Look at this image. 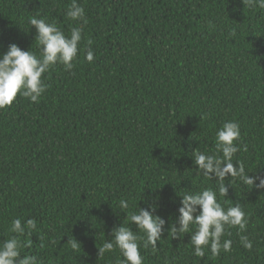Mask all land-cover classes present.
I'll return each mask as SVG.
<instances>
[{
	"label": "trees",
	"instance_id": "1",
	"mask_svg": "<svg viewBox=\"0 0 264 264\" xmlns=\"http://www.w3.org/2000/svg\"><path fill=\"white\" fill-rule=\"evenodd\" d=\"M77 2L86 24L66 16L72 0H0V54L16 44L40 56L33 17L65 35L83 26L72 71L57 64L42 76L49 87L39 103L18 95L0 109V243L15 235L14 219H33L37 230L18 237L21 256L118 264V248L102 257L98 248L122 223L143 235L126 213L154 206L167 228L183 194L211 188L225 208L239 203L249 221L245 232L230 228L222 237L232 250L214 257L206 248L200 258L190 233L173 239L165 231L155 250L141 247L143 264H264V189L237 181L222 197L192 157L212 154L216 132L235 121L242 150L234 166L264 178V9L242 0ZM241 235L253 242L250 251Z\"/></svg>",
	"mask_w": 264,
	"mask_h": 264
},
{
	"label": "clouds",
	"instance_id": "2",
	"mask_svg": "<svg viewBox=\"0 0 264 264\" xmlns=\"http://www.w3.org/2000/svg\"><path fill=\"white\" fill-rule=\"evenodd\" d=\"M242 3L249 9L255 7L264 9V0H242ZM66 16L72 21L87 23L84 7L77 0H72ZM30 24L36 29L35 40L41 47L40 56L30 50H22L16 44H10L7 51L0 54V109L11 106L18 95L28 98L32 103H39L49 87L42 76L57 64L62 65L64 70L69 72L75 66L74 61L80 50L83 26L73 27L70 35H65L54 22H47L43 18L33 17ZM230 35L235 36V30H232ZM88 43L90 45L91 41ZM85 59L89 63L94 61L91 48L86 51ZM240 140L239 124L235 121H227L216 132L215 151L212 154L199 151L192 153L197 170L209 180L215 177L218 192L222 197H227L229 187L237 181L251 188L264 189V178L249 176L244 164L239 161L234 166L233 157L242 150L238 143ZM243 151H247L246 145ZM257 180H259L258 184ZM181 197L178 220L167 228L165 219L153 214L156 211L154 206H150L151 210L139 207L136 212L126 213V222L134 224L143 235H138L122 223V226L112 230L113 239L105 240L98 248V256L102 257L105 252L118 248L124 257L123 260L118 261V264H143L141 247L146 249L151 246L155 250L157 241H160L167 231L173 239L183 238L186 233H190V244L193 246L195 256L203 258L207 248L215 257L219 256L221 251L232 250V241L222 239L228 229L238 228L241 233L247 230L249 221L241 205L236 203L225 208L218 202L217 192L213 189L205 188L201 192L185 193ZM128 207V202L121 199L120 208L128 209ZM36 230L35 220L28 219L22 225L20 219H14L9 231L15 235L0 243V264H40L34 255L21 256L23 245L18 238L26 231L32 233ZM68 244L74 251L81 248L75 238L69 239ZM240 244L249 251L253 248V242L247 235L240 236Z\"/></svg>",
	"mask_w": 264,
	"mask_h": 264
}]
</instances>
